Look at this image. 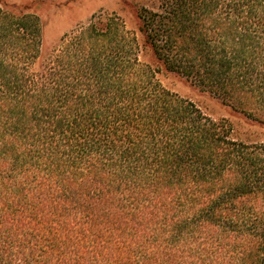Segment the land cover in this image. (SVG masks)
Segmentation results:
<instances>
[{
	"label": "trees",
	"instance_id": "16d2710c",
	"mask_svg": "<svg viewBox=\"0 0 264 264\" xmlns=\"http://www.w3.org/2000/svg\"><path fill=\"white\" fill-rule=\"evenodd\" d=\"M135 16L142 41L92 17L42 57L41 17L0 1V264H264V142L158 77L264 121V0Z\"/></svg>",
	"mask_w": 264,
	"mask_h": 264
},
{
	"label": "rangeland",
	"instance_id": "374dc122",
	"mask_svg": "<svg viewBox=\"0 0 264 264\" xmlns=\"http://www.w3.org/2000/svg\"><path fill=\"white\" fill-rule=\"evenodd\" d=\"M3 5L21 12H34L41 17L44 27L45 47L42 57L56 47L61 37L86 24L92 17L105 18L117 15L126 27L134 31L140 41L141 32L135 16L138 5L149 0H0ZM141 59L152 62L151 52L144 48ZM35 67L37 65L35 64ZM164 86L195 102L206 114L213 118L227 119L233 126V134L247 141L264 142V121L245 115L218 97L200 87L195 82L175 73L161 71L158 74Z\"/></svg>",
	"mask_w": 264,
	"mask_h": 264
}]
</instances>
